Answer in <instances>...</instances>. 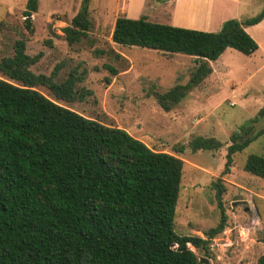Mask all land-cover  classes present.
I'll use <instances>...</instances> for the list:
<instances>
[{"label": "trees", "instance_id": "obj_1", "mask_svg": "<svg viewBox=\"0 0 264 264\" xmlns=\"http://www.w3.org/2000/svg\"><path fill=\"white\" fill-rule=\"evenodd\" d=\"M90 1L82 0L71 24L63 28L70 45L87 37L92 28ZM157 1V0H156ZM161 2V1H159ZM39 0H27L24 25L34 34L33 12ZM157 11V10H156ZM149 18H116L111 39L124 46H140L163 53L195 57L198 65L186 84L157 93L160 106L170 111L188 91L212 72L210 61L232 47L250 55L258 42L246 30L264 20V8L239 21L230 18L218 31L187 28ZM21 37L13 51L0 59V264H201L190 247L209 252L211 240L227 224L215 182L222 217L206 238L174 230L184 173V161L156 150L125 128L87 117L60 103L83 99L79 89L86 70L73 68L58 81L60 64L50 75L31 66L39 54L27 52ZM116 59L122 54L112 50ZM111 74L119 69L104 64ZM49 88L54 98L38 87ZM257 116L231 136L225 171L237 151L264 134L253 130ZM215 137L197 136L189 147L212 150L222 146ZM186 145L176 146L184 152ZM244 169L264 177V156L252 153ZM257 264H264L262 254Z\"/></svg>", "mask_w": 264, "mask_h": 264}, {"label": "rangeland", "instance_id": "obj_2", "mask_svg": "<svg viewBox=\"0 0 264 264\" xmlns=\"http://www.w3.org/2000/svg\"><path fill=\"white\" fill-rule=\"evenodd\" d=\"M81 1L39 0L38 10L32 15L35 32L30 35L24 25L27 0H0V59L12 53L17 39L25 37L27 52L32 56L39 54L38 61L31 66L34 72L50 75L60 64L56 79L63 81L73 68L79 72L85 69L84 80L78 83V88L90 93L83 99L60 103L87 117L125 128L150 147L183 159L184 173L174 226L179 234L206 238L205 232L218 225L222 210L215 182L220 180L224 186L221 200L227 214L226 227L211 240L207 254L190 247L209 264H257L264 254V177L246 171L244 165L252 153L264 156V134L234 154L228 171L225 163L232 134L264 107V20L245 25L258 42V50L247 55L227 48L217 60L210 61L213 72L191 88L179 104L165 111L156 94L188 83L198 65L195 57L124 46L111 39L114 19L124 12L125 5L129 15L139 17L143 13L152 16L161 3L91 0L92 28L87 37L70 45L63 28L71 24ZM213 5L212 14L216 11ZM134 6L140 12H134ZM263 8L264 0L227 2V8L214 20L244 21ZM186 13L180 14H194ZM112 50L123 58L116 59ZM104 64L115 66L119 73L111 74ZM38 89L54 98L49 88L39 86ZM252 126L253 130L264 129V115ZM197 136L215 137L223 145L194 152L189 143ZM182 145L187 146L185 151L176 152L175 147Z\"/></svg>", "mask_w": 264, "mask_h": 264}, {"label": "crops", "instance_id": "obj_3", "mask_svg": "<svg viewBox=\"0 0 264 264\" xmlns=\"http://www.w3.org/2000/svg\"><path fill=\"white\" fill-rule=\"evenodd\" d=\"M239 1L240 0H186L183 2V0H162L160 2L161 3L160 6H157L158 8L156 9L161 16H159V18L156 20L171 23L173 25L182 26V27L200 28L209 31L216 29L218 30L221 28L224 22L223 21L224 18L214 20V17H216L217 14L221 13L227 8V2L239 3ZM146 3L147 0L145 1V4ZM181 3H182V7L178 12V7L180 6ZM213 4L216 5L215 6L216 11L215 13L212 14L214 10ZM133 9L135 10L134 12H140L138 11V8H136L135 6ZM125 10H127L126 5L123 8L124 12L121 15H126L128 17L132 16L133 18H136L135 15H129L128 12ZM181 12L183 13L187 12L188 14L194 13V14L185 16V15H181L180 14ZM143 14L147 15L149 18H152L151 15L148 13H143ZM118 16L120 15H117V17ZM116 18L114 19L111 35L114 29Z\"/></svg>", "mask_w": 264, "mask_h": 264}, {"label": "water", "instance_id": "obj_4", "mask_svg": "<svg viewBox=\"0 0 264 264\" xmlns=\"http://www.w3.org/2000/svg\"><path fill=\"white\" fill-rule=\"evenodd\" d=\"M157 1H162V0H157ZM200 263H206L209 264V261L207 259H205L204 257H200Z\"/></svg>", "mask_w": 264, "mask_h": 264}]
</instances>
